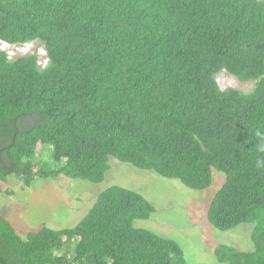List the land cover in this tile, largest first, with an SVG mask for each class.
Wrapping results in <instances>:
<instances>
[{"label":"trees","instance_id":"obj_1","mask_svg":"<svg viewBox=\"0 0 264 264\" xmlns=\"http://www.w3.org/2000/svg\"><path fill=\"white\" fill-rule=\"evenodd\" d=\"M0 41L46 56L0 51V193L10 175L99 184L111 158L194 191L221 173L206 219L253 224L254 249L221 245L216 261L264 264V0H0ZM221 72L253 86L220 89ZM154 212L112 186L73 228L21 238L0 215V263L187 264L133 226Z\"/></svg>","mask_w":264,"mask_h":264},{"label":"rangeland","instance_id":"obj_2","mask_svg":"<svg viewBox=\"0 0 264 264\" xmlns=\"http://www.w3.org/2000/svg\"><path fill=\"white\" fill-rule=\"evenodd\" d=\"M21 47L7 53L17 56L21 51L24 54L36 52L39 64L46 63L45 51L37 42ZM215 81L220 89L236 88L248 92L253 86L252 83L238 81L226 72L217 74ZM39 160L45 161L49 168L54 167L52 153L47 146L42 149ZM109 165L110 170L99 184L63 176L35 177L27 187L15 175H10L1 182L0 215L21 238L30 232H38L44 226L52 230L69 229L87 215L104 190L119 186L140 194L155 209L148 220L135 221L133 226L175 241L182 249L187 264H222L214 256V250L221 245L241 252L253 251L250 240L253 224L219 231L206 219L210 201L225 179L223 174L214 172L210 188L194 191L178 180L163 178L153 171L138 170L112 158Z\"/></svg>","mask_w":264,"mask_h":264},{"label":"clouds","instance_id":"obj_3","mask_svg":"<svg viewBox=\"0 0 264 264\" xmlns=\"http://www.w3.org/2000/svg\"><path fill=\"white\" fill-rule=\"evenodd\" d=\"M24 46V45H22ZM22 47L21 46H17V45H10L8 43H5V42H2L0 41V51H4L7 55H8V58H15L17 57L18 55H24L23 51H21V53H19L17 56H10L7 52H12V51H15L16 49H21ZM45 65V64H44ZM44 65H41V66H44ZM259 150L260 151H264V144H261L259 146Z\"/></svg>","mask_w":264,"mask_h":264},{"label":"water","instance_id":"obj_4","mask_svg":"<svg viewBox=\"0 0 264 264\" xmlns=\"http://www.w3.org/2000/svg\"><path fill=\"white\" fill-rule=\"evenodd\" d=\"M1 264V263H0Z\"/></svg>","mask_w":264,"mask_h":264}]
</instances>
